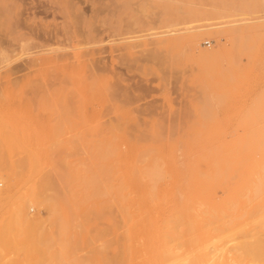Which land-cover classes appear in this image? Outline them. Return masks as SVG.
<instances>
[{
    "label": "rangeland",
    "instance_id": "374dc122",
    "mask_svg": "<svg viewBox=\"0 0 264 264\" xmlns=\"http://www.w3.org/2000/svg\"><path fill=\"white\" fill-rule=\"evenodd\" d=\"M19 1L9 12L7 26L0 24V38L14 28L20 16L22 20L26 17L24 24L34 18L36 25H48L59 34L62 29H74L71 35L76 30L77 36L67 31L70 40L59 36L51 45L56 48L73 42L63 51L72 56V51L83 50L85 56L79 61L86 66L71 58L70 71L78 80L70 83L63 81L66 74L53 68L30 74L17 71L9 74L8 81L0 79V191L10 195L0 199V233L8 230L7 241L0 242V264H72L70 258L73 264H88L92 252L109 241L112 244L102 256L116 255L118 242L137 243L138 260L142 263L139 255H143V264H174L183 252L191 250L189 254L195 256L204 249L214 257L219 254L215 259L224 264L257 259L264 264V142L257 145L251 136L260 134L264 140V1L70 0L74 4L71 13L79 10L80 20L69 10L64 12L69 0ZM37 4L34 15L30 10L15 15L23 6ZM88 32L94 36L93 44L84 42ZM160 39H166L160 46L147 44L143 50L137 45ZM189 41L196 42V47ZM130 44L132 49L127 47ZM51 45L19 53L7 67ZM88 49H95L92 56L104 66L99 74L105 94L94 89L88 97L79 81L89 73ZM207 50L215 54L199 55ZM4 70L0 68V76ZM40 73L52 75L53 81ZM59 78L62 83H57ZM113 87L123 95L111 97L107 90ZM92 105L101 115H94ZM101 122L116 125L115 132L130 138L119 142L122 210L114 194V161L105 164L108 157ZM128 151L130 158L124 155ZM153 162L160 167L154 170L157 183L153 177L147 181ZM75 165L86 167L92 180L88 183L92 197L83 196L81 205L76 202L79 196H71L79 189L75 176L66 174ZM30 166L36 169L34 179L50 177L41 192L55 203L56 219L42 222V234L49 241L48 251L41 254H32L24 237L30 227L29 215L50 216L45 206L31 203L34 196H28L32 185L24 179ZM157 172L162 174H158L160 180ZM150 184L154 185L151 191ZM60 227L66 228L63 243L57 235ZM186 237L189 241L183 240ZM254 238L263 242L254 244ZM245 240L251 242L248 254L239 247ZM60 249L63 254L59 255Z\"/></svg>",
    "mask_w": 264,
    "mask_h": 264
},
{
    "label": "bare ground",
    "instance_id": "6f19581e",
    "mask_svg": "<svg viewBox=\"0 0 264 264\" xmlns=\"http://www.w3.org/2000/svg\"><path fill=\"white\" fill-rule=\"evenodd\" d=\"M21 2L23 1V0H20ZM19 1V2H20ZM51 1V0H50ZM53 1V0H52ZM66 0H64L63 2H65ZM262 1H264V0H262ZM17 2H18V0H0V17H3V20H0V24H2V27H3V24H4V26H7V23H8V16H9V12H11L12 11V9L13 8H17V6H18V4H17ZM25 2V1H24ZM24 2L22 3V5H24ZM61 2H62V0H61ZM62 2V3H63ZM27 3V2H26ZM52 3V2H51ZM67 3V2H66ZM69 5H70V3H71V1L69 0ZM68 3H67V5H68ZM75 3V2H74ZM21 4V3H20ZM33 4V3H32ZM93 4V3H92ZM104 4V3H103ZM27 5V4H26ZM52 5V4H51ZM51 5L49 6V7H51ZM56 5V4H55ZM68 5V6H69ZM74 5V4H73ZM72 5V3H71V6H70V8L73 6ZM76 5V4H75ZM94 5V4H93ZM148 5V4H147ZM25 6V5H24ZM23 6V8H22V10L21 9H19V11H18V13L16 12L15 13V15L18 17V15H23L22 14V12H24V10H30V14H32V15H34L38 10H37V8H38V4H37V6H35V5H30L29 7H24ZM28 6V5H27ZM65 6V5H64ZM67 6V8H64L63 10H64V12H68V10H69V12L71 13V10H72V8H74V7H72L71 9H69V7ZM49 7H47V8H49ZM108 7H110V6H108L107 5V8ZM54 8V7H53ZM52 8V9H53ZM115 8V7H114ZM46 9V8H45ZM41 10V9H40ZM53 10H55V9H53ZM56 10H57V8H56ZM66 10V11H65ZM44 11H46V10H44ZM59 11V10H58ZM74 11L75 12H77L78 13V11L77 10H75L74 9ZM81 11V10H80ZM101 11V10H100ZM221 11V10H220ZM42 12H43V10H42ZM48 12V11H47ZM68 12V13H69ZM74 12V13H75ZM103 11H101V13H102ZM148 12V11H147ZM43 13H45V12H43ZM61 13V12H60ZM67 13V14H68ZM73 13V12H72ZM71 13V14H72ZM72 14V15H77V16H75V17H77V18H79L78 17V14ZM100 13V14H101ZM105 13V12H104ZM18 14V15H17ZM71 14H68V15H71ZM93 14V13H92ZM65 15H66V13H65ZM64 14H63V16H65ZM107 15V14H106ZM237 15V14H236ZM73 16V17H74ZM98 16H99V14H98ZM97 16V17H98ZM11 17H12V15H11ZM22 16H20L19 18H16V17H14V19L16 18V20L14 21L15 22V26H14V28L12 29L11 28V31L9 30L7 33H5L4 34V38L2 37V38H0V68H4L5 70L2 72L3 73V75L2 76H0V79H3V80H5L4 78H6V80L8 81L10 78H8V76H9V74H11V73H15V72H17V71H25V73L26 74H30V73H37V72H41V71H43V70H46V69H50V68H53V70L54 69H56L57 70V72L58 73H60V72H63L62 73V75L63 74H66V76H65V78L66 79H62L63 81H66L67 83L69 82H74V81H76V80H78L77 78H73V76H72V71H70L71 70V68L73 67V59L71 60V58H74L75 60H76V62H78V64H79V58L82 56V55H84L85 53L83 52V50H82V52L80 53V52H76L77 51V49H76V53L74 54V52L72 51V56H70L68 53H66V52H64L63 50H65V49H67V46L68 47H71V44L73 43H71V42H69L68 44H67V46L66 45H60L61 47H57L56 46V48H54L52 45L54 44V43H56L57 42V40H59V36H60V38H61V36H63L64 37V39H67V40H70L71 39V37H70V35H71V30L70 31H68V29H67V31L70 33V35H68L69 33H67V31L65 30V29H62V32L59 34V32H58V29L56 30L55 28H49L48 27V25H45L44 27L43 26H38V25H36L37 23H36V21L34 20V18L31 20V22H30V24H24V22H25V18H23V20H22V18H21ZM66 17V16H65ZM93 17H94V19H95V17H96V15L94 16L93 15ZM13 18V17H12ZM68 18V17H67ZM72 18V17H71ZM42 19V18H41ZM87 18H85V20H86ZM231 19V18H230ZM28 20V19H27ZM71 20V19H70ZM74 20V19H73ZM72 20V21H73ZM79 20H80V18H79ZM20 21V22H19ZM24 21V22H23ZM65 21V20H64ZM71 21V22H72ZM13 22V23H14ZM23 22V23H22ZM27 22V21H26ZM38 22V21H37ZM68 22H70V21H68ZM75 21H73L71 24H73ZM133 22V21H132ZM241 22V21H240ZM39 23V22H38ZM44 23V22H43ZM64 23V22H63ZM91 23V22H90ZM101 23L102 24H104V20L103 19H101ZM106 23V22H105ZM108 23V22H107ZM11 24V23H10ZM56 24V23H55ZM70 24V23H69ZM70 24V25H71ZM85 25L87 24V22L86 23H84ZM133 24H135V23H133ZM77 25V24H76ZM90 25V24H89ZM124 25V24H123ZM10 26H12L13 27V25H10ZM50 26V25H49ZM52 26V25H51ZM54 26H56V25H54ZM65 26V25H64ZM98 26V25H97ZM130 26V25H129ZM70 27V26H69ZM99 27V26H98ZM21 28H24L26 31H20L21 30ZM59 28V27H58ZM71 28H72V26H71ZM74 28H75V23H74ZM86 28V27H85ZM96 28V27H95ZM102 28V27H101ZM105 28H109L108 26H106ZM131 28H133V26L131 27ZM76 29V28H75ZM99 29V28H98ZM124 29H126V28H124ZM6 30V29H5ZM23 30V29H22ZM59 30L61 31V29L59 28ZM74 30V29H73ZM72 30V31H73ZM76 31V30H75ZM75 31L74 32H72V35L75 33ZM89 31V30H88ZM91 31V30H90ZM98 31V30H97ZM126 31H130V30H127L126 29ZM108 32V31H107ZM77 33V32H76ZM76 33H75V36H77L76 35ZM81 33V32H80ZM80 33H78V35L80 36ZM109 33L110 34H116V32H115V30H109ZM130 33V32H129ZM82 34V33H81ZM84 34V33H83ZM82 34V35H83ZM71 35V36H72ZM95 35V34H94ZM98 35V34H97ZM97 35H95L96 37H97ZM78 36V37H79ZM87 36H88V40L86 39V41H84L85 43H88V44H93L94 43V36H92V34L90 33V32H88L87 33ZM112 36V35H111ZM82 37V36H81ZM95 37V38H96ZM141 37V36H140ZM76 38V37H75ZM100 38H102V37H97L96 38V40L98 41V39H100ZM165 38V37H164ZM77 39V38H76ZM83 39V38H82ZM173 39H175V38H173ZM81 39H79V41H80ZM101 40V39H100ZM172 40V39H171ZM102 41V40H101ZM188 41V40H187ZM37 42H41L40 44H36ZM59 42H61V41H59ZM83 42V43H84ZM163 42H166V39H160V40H158V41H153V40H151V41H149V42H147L146 40L145 41H142V42H139L137 45H141V47L143 48V50L145 49L144 47L148 44H150V45H157L158 44V46H160V45H162V43ZM186 42V41H185ZM190 42V41H189ZM95 43H96V41H95ZM174 43V42H173ZM188 43V42H187ZM190 43H192V42H190ZM190 43H189V45H190ZM52 44V45H51ZM193 44V47H196V42H194V43H192ZM45 45H51L50 47H46V48H43V49H41L40 51H42V52H38V53H36L37 54V56L35 55V56H31L30 58H28L27 60H25L24 62H22L21 64H19V65H14V66H12V67H7V64H9L11 61H13V60H15L16 58H17V55L19 54V53H27V50L28 49H30V48H33V47H42V46H45ZM124 45V44H123ZM188 45V44H187ZM131 46V47H130ZM130 46H127V47H129V48H131L132 49V45L130 44ZM133 46H134V44H133ZM126 47V45H125V48H127ZM135 47V46H134ZM133 47V48H134ZM138 46H136V48H137ZM190 47H191V45H190ZM86 48V47H85ZM88 48V47H87ZM151 48V47H150ZM192 48V47H191ZM72 49V48H71ZM75 49H73V50H75ZM91 49V48H90ZM148 49V48H147ZM61 50L63 51V52H61ZM93 50V49H92ZM151 51L152 50H154V47L153 48H151L150 49ZM149 50V51H150ZM88 51H89V49H88ZM131 51V50H130ZM69 52V51H68ZM71 52V51H70ZM85 52H86V55H88V54H90L91 56L90 57H88V59L86 58V60H88L89 61V63H90V67H89V73H88V75L87 76H82L81 78H79V81L81 82V86H82V88L84 89V90H88V97H89V95H91L92 94V92L94 91V89L95 90H101V91H103V93L105 94V90H104V87H103V81H102V75H100L99 74V71L100 70H102L103 68H104V66L102 67L101 65H99V63H100V58H98V57H96V56H94V57H96V58H94L92 55H94V54H96V53H94L95 52V49L92 51V52H88V54H87V51L85 50ZM147 52V51H146ZM218 52V51H217ZM43 53H45V54H43ZM83 53V54H82ZM94 53V54H93ZM131 53V52H130ZM151 54V53H150ZM215 54V52H214V50H207V51H203V52H201V53H199V55L200 56H202V57H211V56H213ZM143 55V54H142ZM237 55V54H236ZM85 56V55H84ZM83 58V57H82ZM83 60H85V57H84V59ZM82 62V61H81ZM80 62V65H82V64H84V62H82L81 63ZM121 63V62H120ZM76 64V63H75ZM75 64H74V66H75ZM78 64H76V65H78ZM85 65V64H84ZM86 66V65H85ZM121 66V65H120ZM78 68H80V67H82V66H77ZM77 67H74L73 69H75V70H73V71H76L77 73H78V68ZM77 68V69H76ZM84 67H82L81 69H83ZM138 68V67H137ZM104 70V69H103ZM60 71V72H59ZM44 72V71H43ZM42 72V73H43ZM48 72H50V71H48ZM42 73H40V74H42ZM56 74V75H59V74ZM74 73V72H73ZM80 73V72H79ZM43 74H45V73H43ZM43 74L41 75V76H43ZM48 74V73H47ZM120 74V73H119ZM83 75V74H82ZM51 76V77H50ZM50 76H46V77H48V78H46L45 76H43V77H45L44 79L45 80H49V78H51L50 80V82H52L53 80H52V75H50ZM61 76V75H60ZM121 76V75H120ZM4 77V78H3ZM14 77V76H13ZM63 78V77H62ZM121 78V77H120ZM12 79V78H11ZM60 79V78H59ZM58 79V82L57 83H62V80L60 79L59 80ZM185 79V78H184ZM3 80H1V82H3ZM7 81H4V83H6ZM12 81V80H11ZM10 82V81H9ZM41 84H43V83H41ZM63 84L64 85H66V83L65 82H63ZM46 86L47 85H50V84H45ZM105 85V84H104ZM111 86V85H110ZM48 87V86H47ZM53 87V86H52ZM114 88V87H113ZM119 90H121L120 88H119ZM119 90L118 89H112V88H110L109 90H107L108 91V94H110L111 95V97H115L114 95H118V94H122V92L120 93L119 92ZM71 93V92H70ZM123 95V94H122ZM120 97V96H119ZM74 98V97H73ZM127 99V98H126ZM130 99V98H129ZM122 100H124V99H122ZM131 100V99H130ZM71 103V102H70ZM74 103H75V101H74ZM79 103V102H78ZM145 103V102H144ZM148 105V104H147ZM66 106V105H65ZM104 106V105H103ZM98 107V106H97ZM106 107V106H105ZM104 107V108H105ZM140 108V107H139ZM146 108V107H145ZM149 108V107H148ZM79 109H80V107H79ZM92 111L94 112V115L95 116H99V114H100V110L99 109H97V108H95L93 105H92ZM147 112H148V110H147ZM166 112V111H165ZM73 114V113H72ZM101 115V114H100ZM183 116V115H182ZM181 117V116H180ZM163 119V118H162ZM116 124V123H115ZM174 127V126H173ZM99 129H100V132H101V134H102V136H103V139H104V141H105V151H104V154L106 155V157H108L107 159H108V161L107 162H105V164H109L110 162H112V161H114V167H115V169H116V187H115V190H114V194H115V198H116V201H117V204H118V208L120 209V210H122V208H123V204H122V199H123V197H122V194H121V190H120V185H119V182H118V179H119V176H118V174H117V172L120 170V166H121V161H122V156H123V153L121 152V149H120V146H119V142H120V139H125L127 142H128V140L130 139V138H126L127 137V135L124 133V132H117L118 130H116V132H115V130L114 129H117L116 128V125L115 126H113L112 124H106V123H104V122H101L100 123V125H99ZM256 131H258V130H256ZM173 132V131H172ZM129 135V134H128ZM140 135V134H139ZM251 136H252V138H254V139H256V144L257 145H260V144H262L263 142H264V140H263V137L260 135V134H251ZM133 137H134V135H133ZM136 137V136H135ZM116 139V140H115ZM131 139H132V136H131ZM137 139V137L135 138V140ZM134 142V141H133ZM133 145V143H131V146ZM130 154H131V151H128V152H126L124 155H126L127 156V158H130ZM145 159V158H144ZM148 159V158H147ZM150 160H151V158H150ZM153 161L154 160H156V159H152ZM156 161H159V159H157ZM149 162V161H148ZM155 162V161H154ZM154 162H153V164H151L153 167H155V165H154ZM143 163V162H142ZM151 163H152V161H151ZM156 163V162H155ZM32 164V163H31ZM157 165V167H158V163L156 164ZM160 165H162V163H160L159 164V166ZM32 166V165H31ZM29 167V170H28V172H27V176H25V179H24V182L26 181V180H30V182H29V184H31L30 186L32 187V188H30V189H32V192L28 195V196H34V197H32L31 198V203H33L35 206H40V205H43V206H45L46 208H47V210L49 211V214H50V216L48 217V218H45V217H40V216H32V215H29L28 216V223H30V227L28 228V229H26L25 231H24V237H25V241H26V243H27V245H28V249H29V251L32 253V254H41V253H46L47 251H48V245H47V243H48V241H49V239H48V237L46 236V235H44V234H42V228H41V226H42V224L45 222V221H47V220H53V219H56V215H55V203H54V201H50L49 200V197H47L46 195H42V192H41V187H45V186H47L49 183H50V177L49 176H46V177H43L42 179H40V180H38V179H34L33 178V175H34V173L36 172V169H34L33 167ZM76 166V165H75ZM137 166V169H138V164L136 165ZM97 167V166H96ZM153 167H150V171L148 172V175H150L151 177L149 178V176L146 174H144L145 176H148V179H147V181L148 180H151V178H152V180L153 181H155L156 182V180L157 179H155L154 178V175L156 174V172L154 171L155 169L156 170H158V169H160V167L159 168H153ZM141 168V167H140ZM136 169V168H135ZM143 170H146V169H143ZM142 170V171H143ZM149 170V169H148ZM147 170V171H148ZM140 171V170H139ZM147 171H145V172H147ZM144 172V171H143ZM142 173V172H141ZM160 174H161V172H159ZM158 172H157V177H159L158 176V174H159ZM66 174L67 175H69V176H75V178H74V180L76 181V184L79 186V189L77 190V191H75L74 192V190H73V192H72V194H71V196H79L78 198H77V200H76V202H77V204L78 205H81L82 203H83V196H88V183L89 182H91L92 180H91V177H88V169L86 168V167H84V166H76V167H71L70 169H69V172L67 173L66 172ZM159 174V175H160ZM143 175V174H142ZM162 175V174H161ZM160 175V176H161ZM5 176V175H4ZM7 176V175H6ZM5 176V177H6ZM0 177H3L2 176V174L0 173ZM10 177V176H9ZM8 177V178H9ZM27 177V178H26ZM139 177H140V175H139ZM156 177V176H155ZM70 178V177H69ZM108 178V177H107ZM145 178V177H144ZM160 178L161 177H159V180H160ZM141 179H143V177L141 178ZM22 180V179H21ZM20 180V181H21ZM72 180V179H71ZM94 181V180H93ZM158 181V180H157ZM108 182H111V181H108ZM148 182H150V181H148ZM157 183V182H156ZM20 184V186L21 185H23L22 184V182L21 183H19ZM26 184H28V182L26 183ZM151 184H154L155 185V183L154 182H152ZM150 184V186H149V188H148V190L149 191H151L152 190V188H150L151 186H154V185H151ZM19 186V185H18ZM25 186V185H24ZM23 186V187H24ZM29 186V185H28ZM26 187V186H25ZM24 187V188H25ZM20 188V187H19ZM24 188H23V190H24ZM109 188H110V186H109ZM26 189V188H25ZM30 189H29V191H30ZM151 189V190H150ZM146 190V189H145ZM14 191V190H13ZM28 191V192H29ZM104 191V190H103ZM26 192V191H25ZM24 192V193H25ZM107 193V192H106ZM146 193H152V192H148V191H146ZM146 193H145V196H146ZM61 195V194H60ZM148 195V194H147ZM187 195V194H186ZM3 196H10V195H8V193L7 192H1L0 191V199H2L3 198ZM39 197V196H41L40 198H37V197ZM63 196V195H62ZM148 196H150V194L148 195ZM92 196H88V200L91 198ZM190 197V196H189ZM112 198V197H111ZM93 202V201H92ZM115 202V201H114ZM149 204V203H148ZM41 208V207H40ZM39 208V209H40ZM187 208V207H186ZM45 212V211H44ZM38 215V214H37ZM100 215V214H99ZM42 216V215H41ZM46 216V215H45ZM112 216V215H111ZM43 222V223H42ZM174 226V225H173ZM65 230H66V228L64 229V227H60V229L58 230V232H57V235H58V238H59V240H60V243H63V242H65ZM92 231V230H91ZM91 231H89V232H91ZM173 231H176V229L174 230L173 229ZM177 232V231H176ZM198 232V231H197ZM197 232H196V234H197ZM209 232H210V230H209ZM174 233V232H173ZM203 233V232H202ZM200 234L201 236L203 235V234ZM99 234V233H98ZM196 234H194L193 235V237L194 236H197ZM217 234V233H216ZM215 234V235H216ZM170 235V234H169ZM200 235H198V236H200ZM218 235V234H217ZM216 235V239H218V237H219V235L217 236ZM241 235V234H240ZM172 236V235H171ZM170 236V237H171ZM175 236V235H174ZM192 236V235H191ZM246 236V235H245ZM244 236V238H243V240L244 239H246L247 238V236L245 237ZM7 237H8V230H4L2 233H0V242L2 243V242H6L7 241ZM176 237V236H175ZM189 238V237H188ZM213 238V237H212ZM215 238V237H214ZM92 239V238H91ZM185 239H187V237L186 238H184L183 240H185ZM190 239H191V237H190ZM197 239V238H196ZM216 239H213V240H216ZM116 240H118V234H116ZM192 240V239H191ZM213 240H211L212 242H213ZM236 240H239V239H236ZM235 240V241H236ZM241 240V239H240ZM93 241V240H92ZM187 241H189L188 239H187ZM209 241V240H208ZM98 242V241H97ZM116 242H118V241H115V243ZM191 242V241H190ZM204 242V241H203ZM215 242V241H214ZM218 242V241H217ZM254 244H261L262 242H263V239H257V238H254V240L252 241ZM109 243H111L112 244V242H110L109 241ZM108 242H103L102 244H101V242H100V244L101 245H99L97 248H96V250H94V252H92L93 254L91 255V256H89L88 257V264H143V262H144V257H143V253L141 254L142 256H140L139 255V258L141 257L142 258V260H143V262L142 263H140L139 262V260H138V251H139V249H140V247H139V245L140 244H137V243H131V242H123V243H119L118 242V244H119V247H117L120 251L117 253L116 252V255H112L111 257H106V255L105 256H102V254H106V251L108 250V247L111 245V244H109ZM182 243H184L183 241H182ZM182 243H178V245L179 244H182ZM192 243H194V241L192 242ZM251 242L250 241H248V240H245L243 243H241L240 244V246L239 247H241V252L242 253H244V254H248L249 253V244H250ZM117 244V245H118ZM187 244H189V242L187 243ZM195 244V243H194ZM205 244V243H204ZM204 244H201L200 243V245H202L203 247H205V248H208V244H207V246H205ZM212 244V243H211ZM184 245V244H183ZM200 245H199V248H200ZM180 246V245H179ZM257 246V245H256ZM170 247V246H169ZM182 247V246H181ZM203 247H201V248H203ZM212 247V246H211ZM219 247V246H218ZM188 248H190L189 246H188ZM200 248V250H203V249H201ZM183 249V248H182ZM194 249V248H193ZM192 249V250H193ZM197 249V248H196ZM210 251H212L214 248L212 247V249H210V246H209V248H208ZM207 249V250H208ZM143 250V249H142ZM180 250V249H179ZM186 250V249H185ZM184 250V251H185ZM195 250V249H194ZM208 250V251H209ZM251 250H252V248H251ZM256 250V249H255ZM258 250H260V248L258 249ZM93 251V250H92ZM117 251V250H116ZM141 251V250H140ZM139 251V252H140ZM190 251L191 250H189V251H186L187 253H185L184 254V252H183V254L181 255L182 257L180 258L179 257V259L180 260H178L177 262H174V264H224L223 262H221V261H219V260H217V259H215V257L217 258V256L219 257V254H218V252H216L218 255L216 256L215 255V257H214V255H209V253L208 252H206V250L204 249V251H203V253L201 254V253H199L198 255H191V254H189L190 253ZM196 251V250H195ZM216 251H218V250H216ZM237 251V250H236ZM214 252V251H213ZM213 252H210V254L211 253H213ZM191 253H193V251L191 252ZM60 254H63V250L62 249H60L59 250V255ZM173 254H176V253H173ZM253 254V253H252ZM243 255V254H242ZM245 256V255H244ZM247 256V255H246ZM250 256V255H249ZM140 258V259H141ZM220 258V257H219ZM218 258V259H219ZM251 258H252V256H251ZM71 259V263L73 264V262H75L74 260H73V258H70ZM242 260V259H241ZM256 260V259H255ZM258 260V259H257ZM249 261V263H246V264H263L262 263V261H260V262H258V261ZM239 261V260H238ZM237 261V262H238ZM245 261V260H244ZM228 262V261H227ZM77 263V262H76ZM225 263H226V261H225ZM79 264V263H78ZM228 264H235V263H233L232 262V260L228 263ZM238 264H242V263H240V261L238 262Z\"/></svg>",
    "mask_w": 264,
    "mask_h": 264
}]
</instances>
